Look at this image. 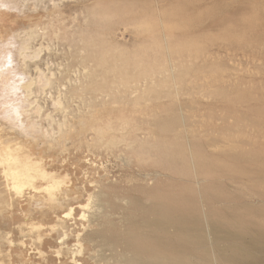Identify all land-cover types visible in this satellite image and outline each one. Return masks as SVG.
Masks as SVG:
<instances>
[{"label": "bare ground", "instance_id": "1", "mask_svg": "<svg viewBox=\"0 0 264 264\" xmlns=\"http://www.w3.org/2000/svg\"><path fill=\"white\" fill-rule=\"evenodd\" d=\"M19 1L21 4L0 0V13L17 11L21 5L26 8L28 1ZM51 1L46 16L49 21L46 19V26L41 23L43 34L48 29L54 31V21L63 11L59 2ZM166 1H80L84 24L76 28V44L74 37L70 39L74 46L68 40L69 48H75L76 53L73 49L71 53L76 63L66 65L68 70L77 66L79 76L68 80V87L62 89L64 83H55V88L59 86L52 104L63 107V99L66 103L80 100L91 108V113L77 116V134L91 136L92 143L85 145L88 151L117 149L128 169L140 164L158 169L141 174L139 184L131 188L111 182L104 174L89 194L90 202L69 205L61 216H54L57 220L49 229L62 231L52 253L59 264L62 259L88 264L82 258L81 236L97 250L96 256L89 257L93 264H264V96H255L233 82L224 63L212 59L213 52L206 49L218 40L253 51L264 47V31L257 30L264 25V3L238 0L235 11L224 15L229 6L217 1ZM70 10V15L77 12ZM124 22L147 34L157 48V57L162 54L163 58L150 60V52H130L106 39V32ZM210 22H216L221 30L215 38L204 35L199 41L188 42L167 33L168 29H205ZM247 32L253 34L246 37ZM23 33L22 38L12 33L0 40V211L21 204L28 191L31 207L46 215L70 200V190L63 186L67 178L47 171L22 141L34 140L37 132L61 138L66 124L58 123L56 131L51 114L46 113L49 132L35 119L42 108L32 101L34 88L52 89L55 77L51 71L46 75L35 63L42 52V45L36 48L32 44L36 29ZM30 59L38 60L31 63L39 73H34L35 77L29 71ZM63 78L60 82L67 81ZM189 91L212 97L216 109L214 104L202 108L197 98L184 99ZM163 98L169 103L161 102ZM115 103L123 107H113ZM244 103L248 104L245 110ZM97 109L107 113L96 116ZM232 114L236 118L230 123ZM252 126L255 130H248ZM4 133L13 135L11 142L2 140ZM235 135L245 139L236 140ZM88 161V165L93 163ZM132 178L124 179L125 184ZM39 180L45 184L39 186ZM76 209L80 210L78 219ZM67 220L88 223V229L81 224L84 231L76 234L74 248L66 244L70 236V230L65 229ZM31 226L37 232L46 228L38 223ZM38 237L44 242L42 235Z\"/></svg>", "mask_w": 264, "mask_h": 264}, {"label": "rangeland", "instance_id": "2", "mask_svg": "<svg viewBox=\"0 0 264 264\" xmlns=\"http://www.w3.org/2000/svg\"><path fill=\"white\" fill-rule=\"evenodd\" d=\"M26 1H28L26 2L28 3L25 6L26 8H24L21 5L20 8L22 9H19L17 11L16 10L15 11L5 10L0 13V40H6L10 35H13V34L15 36L20 35L22 38L24 36L22 35L24 34L23 33L24 31L29 30L30 28L36 29L37 35H35V39L33 40L32 44L36 46V48L42 45V52L40 54L39 61L35 59L38 61L35 63L38 64V67L40 66L39 68H41L43 72L47 73L46 75H49L48 71H51L52 73H54L55 81L53 80L54 84H52L53 87L51 86L52 89L46 88V90H41L38 88V86L37 87L35 86L32 101L34 102V100H36L37 103L42 108L40 115L37 116L35 119L42 125L44 129H47L49 132H50V128L48 126V123L50 122V120L45 118L46 113L51 114L52 119H53L52 124H54L53 127L55 128V130L58 129V125H57L58 123H65L66 125L63 127V134L61 133L62 134L61 138L59 134L58 136L55 133L54 134L50 133V135L44 136L41 132H37L35 134L36 138L34 140L33 139L23 140L22 145L25 148L27 147V149H30L31 156L36 161H38L40 164H42L47 171L55 172L60 177L66 176L67 179L65 180L63 186H64V189H67V191L70 190L69 193L66 191L68 193L70 200L63 202L65 205L62 203V205L57 207L54 212L51 213L50 211L49 212L47 211V213L45 212L46 215H44L42 214L43 212L41 213V210L36 211L33 209V207H31L32 203H30V199L28 198V195H27L28 191H26L25 197L23 198L21 204L14 203L12 207H10L9 209H3V211L1 210L2 212L0 211V259H1L0 261L4 260L3 261L4 264H7V263L8 264H44V263H47V260H48V264H59L57 263L59 262V260L53 257V254H54L53 248L56 247L57 245L56 242L59 240L58 238L59 233H61L62 231L60 227H59L60 229L57 228L58 230L56 229L55 231H51L49 229V224L51 223L53 224L57 220V218L54 216H61L62 213L67 210L69 205L77 206L78 204L84 205L90 202L89 194L97 189L99 181L102 180L101 177L104 174H107V177L111 182L118 184L119 186L121 185V187L131 188L133 185L136 186L137 184H139V178L141 174H147V173L150 174L151 173L150 170L152 169L153 170L155 169L152 172L154 173L158 168L156 167L153 168L154 166L151 164H148V165L145 164V166H142L140 164L141 167H139L140 165H136L128 169L125 165H122L124 164L123 161L121 160L122 153H120V150H117V149H105V150L100 149L101 153L99 151H94V152L88 151L85 145L88 142H90L89 144L92 143L91 136L89 135L85 137L86 135L84 134H81V135L77 134L78 121H79L77 116L80 114L84 115L83 113L85 112L87 113L90 112L91 108L85 107L83 102H81L80 100H74L70 102L67 101L66 103V101H64L63 99V102H64L63 107H55L52 104L51 98L57 96L56 93L58 91L57 89L59 86L58 84L64 83V85L60 86L61 89L62 87H65V86L68 87L67 84H69V81L70 80L73 81L75 77L79 76L78 74L79 69L77 66H73L70 68V70H68L69 67H67L66 69V65L68 66L72 62L76 63V60H75L76 57L73 54V52H75V48L74 47L69 48L70 47L69 42L72 41V43L70 44H72L73 46L76 44L75 38L77 36L76 34H78L76 31V28H78L79 24L80 26L84 24L83 20L85 19V17L83 16L85 15H82L81 10L78 7L81 5L80 1L81 3H83L85 0H77L76 2L75 0L74 1L73 0L72 1L62 0V2H60L61 0H54L55 3L59 2L57 3L58 7L61 10H63L61 12L60 18L57 19L58 21L55 19L54 21L55 23L53 22L54 23L53 25L55 26V29L53 32H57V29L61 28L59 30V33L62 35H60L57 32L58 34L57 35L55 34L56 36L53 35V32H52L53 29H51V31L48 29L50 33H47L49 32L47 30L46 31L47 35L43 34V30H42L44 28L42 26L44 24H45L44 26H46V21L47 20L49 21V18L46 17L47 11L51 10L53 2L51 0H41L39 3L38 1L36 3V0H26ZM87 1L89 2L88 4H91V0H87ZM189 1H192V0H167L166 2L175 3V4H183ZM211 1L212 2L217 1L218 3L229 6V9L224 12V15H230L233 13V11H235L237 2L239 1L246 2L250 0H239V1L238 0H204V2H211ZM253 1L264 3V0H251L250 2H253ZM17 2L19 3L20 1L17 0ZM92 3H93V0H92ZM66 4L67 5L70 4V7L72 6V8L68 7ZM75 5H77V7ZM73 6H75V8L79 10L77 11ZM65 8L67 10L66 12H65ZM70 9H73V10L75 9L77 12L80 11V13L74 12L78 14L77 17L74 13L73 15H70V11H71ZM191 11L192 10H188V12H191ZM72 12L73 11H71V13ZM60 21H62V24L64 25H62ZM41 23H44V24H41ZM67 30L68 32L66 33ZM257 30L264 31V25L262 27H259ZM69 33L71 34L76 33V34L75 36L72 34L73 35L72 36ZM167 33L175 34L176 37L182 38L183 41H188V42L194 41L195 42V41H199L200 39L204 38L203 37L204 35H207L210 38H215L221 33V30L220 28H218V25L216 24V22H210L208 23V25H206L205 29L198 28V29H193L191 31H179V30H174V29H170V30L168 29ZM252 34L253 32H247L246 37H248L247 35L250 36ZM71 37H74L73 40H75L74 41L75 44L73 43V40H70L72 39ZM105 37L111 43L117 44L121 46L122 49H125L127 51L133 52L134 50H136V51L150 52V55L148 56L150 57V60L163 58V55L159 53L158 54L160 56L158 55L159 57H157V48L154 44L149 42L150 40L148 39L147 34L143 33L141 30H137L132 25H128L127 22H124V23L119 24L118 26H115L114 29L110 33L106 32ZM248 39L249 38L245 40H248ZM44 48L47 49V51ZM206 49L213 52L212 59L214 60L217 59L224 63V65L228 69V72L231 73V75H233L232 81L235 80L233 82H238L239 84L244 86L248 91H250L251 94L255 96L256 95H258L259 97L261 95L262 97L264 96V47H261V49H256V51H253V49H251L250 47L242 48L238 46H228L223 41L218 40L215 43L210 44ZM71 51L73 52L71 53ZM70 53L73 54L72 56L73 58H70ZM31 61L32 59L28 61L30 63L28 64L31 66L30 67L31 70L29 68V71L31 75L35 77L36 74L34 73H37V72L34 70L35 66L31 65V63L34 64V61L32 62ZM73 69L74 70L76 69V70L73 71ZM38 74L39 73H37V75ZM63 75L64 77H66L65 79L67 80L66 82H63L64 80ZM68 76L71 77L72 79L69 78ZM57 79L58 80L63 79V80L62 82H60V80L59 82H57ZM55 83H58L56 84V88L54 87ZM185 93L186 94L182 96L184 99L189 100L190 98L191 99L197 98L200 101H202V105H201L202 108L205 109L207 104H214L215 105L214 108L216 109V104L214 103V99L212 97L209 99L208 98L206 99V97H201L199 94L192 95L191 94L192 91H189L188 94L187 92ZM105 99H108V98L106 97ZM167 99L163 98L161 102L163 103L165 102V104L166 102L169 103V100ZM262 101L263 102L261 103H264V100ZM150 104H154V102L152 101L150 102ZM112 105L113 107H117V108L123 107L121 103L120 104L115 103ZM247 105H248L247 103L242 104V107L244 108V110L246 109ZM238 108H241V107H238ZM99 109L94 111V115L99 116V115H104L107 113L104 111H100ZM202 112L203 114H205L207 111L204 110ZM216 112L222 114V111L216 110ZM235 118H236L235 115L232 114L231 118H229L228 121L232 123ZM201 129H203V127H201ZM248 130H255V128L252 126V128L249 127ZM53 136L57 137L55 139L57 142H55V140L52 139V138H55ZM235 137H236V140H240L242 138L245 139L242 135H235L234 138ZM12 139H13V135L6 134V133L3 134L2 140L4 141L9 140L8 142H11ZM246 139H247V136H246ZM96 152L98 153V155ZM88 159H91V162L93 163L88 165L87 164V162L89 163ZM125 168H126V171H125ZM119 170L121 171L118 172ZM139 170L144 171V173L141 172L140 174H138L140 172ZM127 172H130L128 173L130 175H126L125 173ZM124 176L126 178L134 177L135 179L132 178L130 180V183L126 182L125 184L124 179L126 178ZM122 179L124 182L121 181V184H120V180ZM37 183L39 186L45 184L43 180H39L37 181ZM150 187H151V184H150ZM64 189L62 188L58 192L61 194ZM76 211H77L76 218L78 219L80 210L78 211V209H76ZM43 222L47 224H44ZM66 222H68L67 224L69 226L68 225L65 226L66 225L65 223L64 224L65 229L68 231L70 230L69 231L70 236L68 240L66 241V244L69 247H73V245L77 243L76 234L78 232L83 233L84 231L82 229L81 224H83L86 227L88 223L86 221H80V220H76L74 224H73L74 222L73 220H67ZM37 223L43 224L44 228L45 227L46 228L42 230L41 232H37L31 226L32 224H37ZM67 227L70 229H68ZM38 234L42 235V237L45 239L44 242L40 243L38 239L39 238ZM47 241L48 242L50 241V242L48 243ZM79 242L81 245L80 248L83 251L82 258L85 259V262L87 261L86 263L93 264L92 260H90L89 257L96 256L97 253L95 251L97 250H94L92 245L85 242L83 239V236L79 238ZM89 252H91V254ZM16 253L18 254V257L20 258L16 257L17 256ZM68 261H69L68 259L67 260L62 259L61 264H70L69 263L70 261L69 262Z\"/></svg>", "mask_w": 264, "mask_h": 264}]
</instances>
